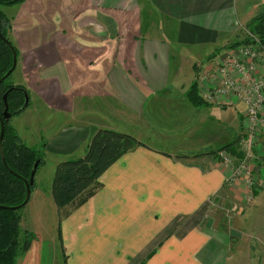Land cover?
<instances>
[{
    "label": "crops",
    "instance_id": "crops-1",
    "mask_svg": "<svg viewBox=\"0 0 264 264\" xmlns=\"http://www.w3.org/2000/svg\"><path fill=\"white\" fill-rule=\"evenodd\" d=\"M56 2L27 0L11 32L27 54L51 61L24 65L28 78L14 84L26 86L29 102L50 114L44 149L58 157L53 167L60 159L81 158L98 130L128 134L144 145L112 164L95 195L61 221L65 264L251 263L234 248L251 230L264 249V132L249 131L237 99L205 101L201 93L204 69L226 55L230 37L255 17L256 7L242 18L235 0H66L62 8ZM32 7L39 25L46 19L61 31L32 35L39 28L27 19ZM143 8L147 19L141 18ZM122 18L135 29L123 31ZM61 54L68 65H55ZM193 83L203 104L192 98ZM230 108L236 115L228 117ZM237 138L241 160L250 157L246 164L255 178L252 206L244 183L226 189L229 171L216 154ZM33 185L31 196L35 191L44 198L36 176ZM46 195L52 200L50 188ZM224 198L236 203H230L236 213L227 220L210 214V205ZM43 259L42 239H33L17 264ZM257 262L264 264V251Z\"/></svg>",
    "mask_w": 264,
    "mask_h": 264
},
{
    "label": "trees",
    "instance_id": "trees-1",
    "mask_svg": "<svg viewBox=\"0 0 264 264\" xmlns=\"http://www.w3.org/2000/svg\"><path fill=\"white\" fill-rule=\"evenodd\" d=\"M22 1L0 0V35L10 43L11 41L7 36L10 21L5 17L2 8ZM245 28L264 45L263 15L252 18ZM251 39L253 37L249 39L248 36H245L231 43L228 48L233 49L242 43H248ZM12 47L16 52L15 47L13 45ZM11 66V51L0 38V78L9 71ZM11 75L0 83V115L4 111L3 96L8 93L6 102L8 113L12 118L25 110L26 107L23 108L24 95L26 94L28 98L30 96L23 86L11 84ZM190 93L194 101L203 104L198 96L196 83H193ZM239 141L240 138H237L217 152L225 151L241 160L243 153L239 146ZM138 146L144 145L128 134L112 130H98L91 137L83 158L66 160L57 164L52 179L51 196L57 211L58 237L60 241L61 221L95 195L101 187L99 183L100 176L112 164ZM3 153L8 168L25 180L29 179L34 163L36 161H39V164L42 162L41 154L38 150L30 148L19 141L17 135L10 128L9 121L4 122ZM25 191L24 182L6 169L0 156V206L16 207L20 205L25 199ZM19 211L11 209L0 210V264H17L18 258L27 251L31 239H33L27 233L24 234L23 239H20ZM62 254L65 260L64 252Z\"/></svg>",
    "mask_w": 264,
    "mask_h": 264
},
{
    "label": "rangeland",
    "instance_id": "rangeland-1",
    "mask_svg": "<svg viewBox=\"0 0 264 264\" xmlns=\"http://www.w3.org/2000/svg\"><path fill=\"white\" fill-rule=\"evenodd\" d=\"M26 1L27 0H23L20 3L7 6V7H13V10H10V9L8 10L7 7L2 8V12L4 13L5 17H7V15H9V14L13 15L12 19L7 17L8 20L10 21V26L8 29V33H7V30H6V33H7L9 40L11 41L12 45L16 49L15 53H16L17 64H16L15 71L13 72V74L11 75V78H10V82L14 86H23L20 84H14V81H16L18 79L25 80V78H28L27 73L24 69V65H50L51 64L50 58H48V60L47 59L44 60V59H41V56L36 55L35 53L27 54L28 53L27 50L26 51H24L25 49L23 50V48L21 47L22 45L20 44L19 41H18L19 45L17 46V42L15 41L16 39H14L13 34H11V32L13 33L12 20L14 18H18V20H19L21 14L18 13L17 9L20 7V5H23L24 3H26ZM59 1L60 2H56V3L60 5L59 8H62V4L66 3L63 1H66V0H59ZM76 1L79 2L80 0H76ZM263 2H264V0H235V8H236L237 16L244 18V12L246 11V9H250L252 6L256 7L257 13L255 16H258V15L264 16V12L259 13L261 10H264V8L262 7ZM47 7L52 8V6H47ZM4 8H7V10H5ZM55 8H56V6H55ZM32 9H33V11H32L30 16H27V19L28 20L30 19L32 21L31 23L36 24V27H37L39 24L36 22L37 20L35 19L36 18V12L34 11V7H32ZM142 10H143V12L141 14V18L143 17V19H147L148 18L147 10L145 8H143ZM45 13H46V15H48L47 10H45ZM23 16H24V14H23ZM251 19H249L248 21H245L244 27L241 30H239L238 36L241 33L240 39L244 38L245 36H248L249 39H250V37H254L245 28V26L248 24V22H250ZM242 22H243V19H242L241 23ZM20 23L24 25V23H26V22L20 21ZM27 23H29V22H27ZM123 24L125 25L122 28L123 31H125V30L129 31V30L135 29L134 28L135 26H133V23H131L130 21H125L122 18L119 22V26L121 27V25H123ZM50 26H51L50 22H47L46 19H43V21L40 22L38 30L35 29V27L33 28V29H35V32L32 35L37 34L38 36L41 35L42 38H46L47 35L52 36V32L55 33V31L57 29L59 30V32L61 31L60 26H55L53 28V30H52V27H50ZM24 27L29 28L30 26L24 25ZM139 29H141V28L139 27ZM153 32H154V30H153ZM15 34H17V33H15ZM238 36H237V34H235L233 37L229 36L231 39L230 42L237 41ZM49 40H50V38H49ZM250 43H251V41H249L248 43H242V45H246V44H250ZM56 56H57L56 57L57 60L56 59L55 60L57 61V63L56 64L54 63L55 65H68L69 64L68 56L66 54H61V55H56ZM53 61H54V59H53ZM199 66H201V65H199ZM263 66L264 65H262L259 68L260 71L264 70ZM175 71H178V69H176ZM187 79L190 82L193 81L194 71L192 72V70H191L190 73H188ZM188 85H189V83H187V86ZM23 87L27 90V92L29 93V96H30L31 93L28 90V88H26V86H23ZM29 99H30V97H29ZM34 101H35L34 99L32 100V102L28 101V104L25 108V110L26 109L27 110L26 111L24 110L25 112L22 111L21 113L17 114L16 116H13L12 118L9 119V126H10V128H12L13 133L15 135H17V137H18V135L20 136V137H18L19 141L22 144H24L30 148H34V149L38 150L39 153L41 154V158H42V162L39 164V166L37 168L38 171H36L37 174L35 176H36V186H39V184L41 182V188L43 191L44 198L40 194H39V196H37V195L35 196V191H34V194L32 196L30 195V201L28 202V204L23 209L22 208L18 209V210H20L19 211V215H20L19 233L21 235L20 239L24 238L25 233L30 235L33 239H37V240L42 239L43 253H44V259H43L42 264H65L63 256H62L61 248H60V245L58 242L57 211H56L55 206L53 205L51 198H48V196L46 195V193H48V189L49 188L51 189L52 179H53V175L55 172V168L53 166H54L55 158H58L57 156L47 154L46 150L44 149L46 146L47 135H49L50 131H51V128H49L47 132L45 131V129H47L51 125L52 121L49 119L50 118L49 112L45 113L46 114L45 115L42 112V110L39 109L35 105ZM232 110L233 109L230 108L229 112H227L228 117L233 113H234L233 115H236V113L233 112ZM44 119H46V121H45V124L42 125V120H44ZM62 120H65V119L62 118ZM234 122H235V126L237 127V125H238L237 116H235ZM242 153H243V157H244V151H242ZM228 154L231 155L230 153H228ZM84 155H81L82 156L81 158H83ZM66 160H73V159H65V160L60 159L58 161V164L66 161ZM262 163H264V157H263ZM244 167L246 169L251 170L250 167H248V168L246 166H244ZM227 170H229V169H227ZM229 172H231V170H229ZM252 177L254 178V174L252 175ZM239 183H242V185H243L244 182L242 180L235 182V184H238V185H239ZM224 184L226 186V189L230 188V186H232V184L227 180V178H225ZM244 185H245V183H244ZM255 185H256V183H255V178H254V186L252 188H254ZM32 187H34V185ZM239 187L241 189L244 188L243 186H239ZM245 189L247 192H249L250 191L249 185L248 186L245 185ZM252 198H253V196H252ZM251 201H250V203L247 202V205L249 204L250 206H252L251 204L253 203V201L252 202ZM230 203H228L226 198L220 199L218 201L219 205H217L216 202H213L210 205V210H211L210 214L211 213L215 214V216H218L219 218H223L226 220H227L226 215H228V217L230 219L236 213L231 208V204L234 206V204H236V203H234V204H233V202L231 204ZM228 204L230 205L229 208L231 210L228 208ZM244 205H246V204L243 203V206ZM226 212H228V213H226ZM255 216L258 219L259 215L256 214ZM224 224H225V222H224ZM30 236H29V238L31 239ZM33 239H31V242ZM259 240H260V238L257 234V231L245 230V236H244V239L242 240L243 243L241 245H237L234 248L236 250L235 253L237 255L238 254L239 255H249L248 257H250V260H251V263H249V264H258L257 256H259L260 254L263 255V251H264ZM261 240H263V239H261ZM31 242H30V244H31ZM27 251H28V249H27ZM25 253L23 255H25ZM23 255H21L20 257H22ZM87 258L92 259V255L88 254ZM242 264H246V263L243 262Z\"/></svg>",
    "mask_w": 264,
    "mask_h": 264
},
{
    "label": "built area",
    "instance_id": "built-area-1",
    "mask_svg": "<svg viewBox=\"0 0 264 264\" xmlns=\"http://www.w3.org/2000/svg\"><path fill=\"white\" fill-rule=\"evenodd\" d=\"M250 41V44H240L230 49L213 67L204 69L207 85L201 96L205 101L219 98L240 101L249 131L257 134L264 132V70H259L264 65V45L256 37ZM217 154L225 167L231 170L227 177L231 184L242 180L249 185L247 202H250L254 178L251 170L244 167L248 168L246 160L250 157L247 155L239 162L228 152L220 151Z\"/></svg>",
    "mask_w": 264,
    "mask_h": 264
},
{
    "label": "water",
    "instance_id": "water-1",
    "mask_svg": "<svg viewBox=\"0 0 264 264\" xmlns=\"http://www.w3.org/2000/svg\"><path fill=\"white\" fill-rule=\"evenodd\" d=\"M0 38L2 39V41L7 45V47L10 49L11 51V54H12V66L11 68L9 69V71L3 76L0 78V83H2L5 79H7L14 71H15V68H16V64H17V59H16V53L12 47V44L6 39L4 38L3 36L0 35ZM7 94H4L3 96V103H4V111L2 112V115H0V156H1V161L2 163L4 164V166L6 167V169L11 173L13 174L14 176H16L17 178L21 179L24 184H25V199L24 201L16 206V207H5V206H0V210L2 209H11V210H18V209H23L29 202L30 200V195H31V187L33 186V183H34V178H35V174H36V171H37V168L39 166V161H36L33 165V168L31 170V173H30V177L28 180H25L23 178H21L20 176L14 174L7 166L6 162H5V158H4V153H3V136H4V122H8L9 119L11 118V115L8 113V106H7ZM28 101H29V98L28 96L25 94L24 95V105H23V108H25L28 104Z\"/></svg>",
    "mask_w": 264,
    "mask_h": 264
}]
</instances>
